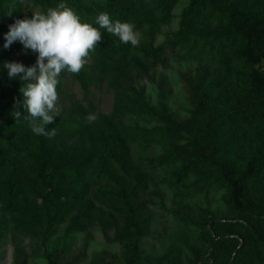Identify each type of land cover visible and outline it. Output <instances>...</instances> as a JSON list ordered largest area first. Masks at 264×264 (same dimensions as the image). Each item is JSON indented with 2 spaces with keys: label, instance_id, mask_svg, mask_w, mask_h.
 Returning <instances> with one entry per match:
<instances>
[{
  "label": "trees",
  "instance_id": "obj_1",
  "mask_svg": "<svg viewBox=\"0 0 264 264\" xmlns=\"http://www.w3.org/2000/svg\"><path fill=\"white\" fill-rule=\"evenodd\" d=\"M178 1L0 0V243L32 240L44 264H264V0H185L175 15ZM24 2L41 13L64 3L101 31L79 74L58 77V99L70 103L46 126L56 130L51 139L31 131L22 108L21 119L12 113L21 81L4 62L28 67L38 55L3 49L8 26L25 18ZM100 13L132 24L139 45L100 28ZM173 18L175 30L155 43ZM175 55L195 63L178 73L179 114L151 74ZM66 78L81 101L64 92ZM142 78L156 89L155 105ZM103 84L112 94L107 114L91 99ZM89 114L97 119L87 122ZM132 148L156 152L133 158ZM160 186L175 204L166 209L175 232L154 257L141 243L150 234L146 197L159 199ZM94 228L119 244L118 255L96 252L85 262L87 238L74 237ZM20 256L14 248L13 264H23Z\"/></svg>",
  "mask_w": 264,
  "mask_h": 264
},
{
  "label": "clouds",
  "instance_id": "obj_2",
  "mask_svg": "<svg viewBox=\"0 0 264 264\" xmlns=\"http://www.w3.org/2000/svg\"><path fill=\"white\" fill-rule=\"evenodd\" d=\"M95 23L107 33L117 36L122 43H130L134 47L139 45V34L132 24L112 22L107 13H100ZM8 28L4 34V48L19 41L24 48L38 54L35 64L28 67L19 62H4L8 77L19 76L21 81L19 92L22 99L13 105L14 119H21L19 109L22 108L27 113L23 119L28 121L31 131L51 139L56 130H47L46 126L53 124L54 118L59 115L56 107L58 77L64 70L79 74L87 63L89 53L101 40V31L89 23H81L64 3L49 8L46 13L36 12L31 18L17 19ZM96 119L94 114L86 117L89 123Z\"/></svg>",
  "mask_w": 264,
  "mask_h": 264
},
{
  "label": "rangeland",
  "instance_id": "obj_3",
  "mask_svg": "<svg viewBox=\"0 0 264 264\" xmlns=\"http://www.w3.org/2000/svg\"><path fill=\"white\" fill-rule=\"evenodd\" d=\"M185 4V0H179L173 9V13L176 15L181 7ZM23 14L27 18H31L32 13L39 12L37 9H32L30 3L24 2L22 6ZM177 19L173 18L169 25L162 27L156 38L155 43L162 41L163 36L175 30ZM6 49L9 52L22 51L24 46L21 44H11ZM195 63L190 60L181 59L178 55L169 56L167 58L166 66H156L151 70V74L154 76L155 80L162 78L165 82V86L168 89V105L176 113H181V108L184 107V93L182 92L178 80V73L184 72L186 69H192ZM138 86L143 87L144 96L149 101L151 105H155L157 102V92L153 85H151L146 79H139ZM63 90L65 93L70 94L73 100L81 101V91L76 83L71 82L68 78L64 80ZM91 99L94 103L95 110L102 114H107L110 111L112 103V94L109 90L105 88V85H101L99 88L91 89ZM69 100L65 97H60L57 100L56 107H66L69 105ZM156 152L155 148L148 150L145 153H139L135 148L131 149L132 157L136 156H153ZM163 186L159 187V199L153 196L146 197L147 203L150 206L151 223H150V234L142 240V248L154 257L160 256L166 246L169 244L168 236L175 232V228L168 227L171 223L169 220L166 209L175 206L171 195L164 189ZM211 197V195H210ZM162 203L164 208H160L157 204ZM66 226V221L61 223L56 228V233L52 240L61 236L64 228ZM87 238V248H86V259H89V255L92 253L100 252L108 255H118L120 247L117 242L106 243L103 242L102 236L99 234L98 230L94 228L89 231L87 235H75V239L81 242L83 238ZM19 248L21 250L20 260L23 264H44V261L40 258L38 254V247L35 242L29 239H17L10 235L0 243V264H13L14 248Z\"/></svg>",
  "mask_w": 264,
  "mask_h": 264
}]
</instances>
